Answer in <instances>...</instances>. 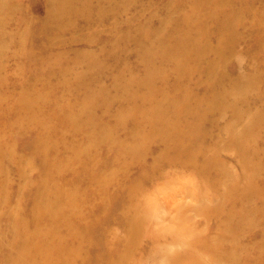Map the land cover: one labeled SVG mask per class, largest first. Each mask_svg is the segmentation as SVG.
<instances>
[{
  "label": "rangeland",
  "instance_id": "obj_1",
  "mask_svg": "<svg viewBox=\"0 0 264 264\" xmlns=\"http://www.w3.org/2000/svg\"><path fill=\"white\" fill-rule=\"evenodd\" d=\"M0 264H264V0H0Z\"/></svg>",
  "mask_w": 264,
  "mask_h": 264
}]
</instances>
